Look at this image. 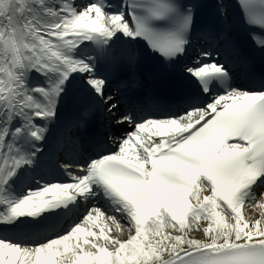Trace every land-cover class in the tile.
<instances>
[{
  "label": "snow or ice",
  "instance_id": "1",
  "mask_svg": "<svg viewBox=\"0 0 264 264\" xmlns=\"http://www.w3.org/2000/svg\"><path fill=\"white\" fill-rule=\"evenodd\" d=\"M0 264H264V0H0Z\"/></svg>",
  "mask_w": 264,
  "mask_h": 264
}]
</instances>
